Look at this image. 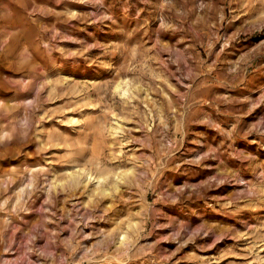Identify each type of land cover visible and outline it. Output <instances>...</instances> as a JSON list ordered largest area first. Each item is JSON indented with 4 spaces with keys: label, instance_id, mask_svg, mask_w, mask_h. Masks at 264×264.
Segmentation results:
<instances>
[{
    "label": "rangeland",
    "instance_id": "1",
    "mask_svg": "<svg viewBox=\"0 0 264 264\" xmlns=\"http://www.w3.org/2000/svg\"><path fill=\"white\" fill-rule=\"evenodd\" d=\"M0 264H264V0H0Z\"/></svg>",
    "mask_w": 264,
    "mask_h": 264
}]
</instances>
